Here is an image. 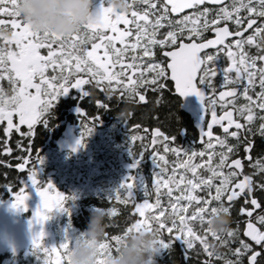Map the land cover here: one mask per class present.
<instances>
[{
    "label": "snow or ice",
    "instance_id": "obj_1",
    "mask_svg": "<svg viewBox=\"0 0 264 264\" xmlns=\"http://www.w3.org/2000/svg\"><path fill=\"white\" fill-rule=\"evenodd\" d=\"M15 4L16 0H7V3L0 0V14L6 13L10 18L7 22L0 19V25H5L0 27V78L7 76L12 86L10 97L4 96V89L0 88V121H6L3 128L5 137L13 129L20 133L21 125L28 127L27 132L21 133L23 136H31L37 122L47 126V114L59 97L66 95L70 89H76L82 97H87L90 92L83 85L93 81L94 87L102 88L108 97L119 88L126 98L138 96L140 101H144L145 96L138 90L150 87L153 91L163 89L167 87L165 81L170 74L178 96L194 94L202 103L204 126L200 137L202 142L204 137L209 138L205 142V150L197 152L164 144L165 152L171 151L177 156L176 167L184 170L178 182L175 169L172 175L164 177L166 169L159 162L166 164L167 161L163 155L153 151L151 157L160 172L155 173L151 190L149 186L144 188L145 199L135 202L133 190L137 185L133 177H129L114 192L115 200L123 204H134L133 210L139 214L140 219L121 235H112L110 240L114 244L105 240L101 245L102 250L110 253L119 247L121 238L129 230L147 228L157 231L161 251L169 249L175 239L185 248L187 257V250H193L194 244L199 241L210 258L204 264H213V257L222 260L223 264H245V259L247 264H264V201L256 195L257 191L264 195V175L259 181H254L252 173L245 174V164L241 157L243 153L255 173L264 174V158L252 162L249 155L254 146L253 137L258 135L264 138V0H140L131 12V20L126 13L113 10L108 0L107 6L105 0H101L97 21L70 37L32 31L15 12ZM184 9L192 11L178 18L171 15L183 13ZM121 22L126 26L123 30L117 27ZM7 24H10V29ZM5 29L10 31V39L3 35ZM103 29H109L115 35H108ZM161 29L165 30L161 32ZM206 32L213 33V37L205 36ZM158 34L160 38H157ZM116 41H119L121 47L116 46ZM89 44L90 48L87 47ZM100 48H104L103 59L97 54ZM251 48H255V53L249 51ZM41 49H46V54H42ZM205 49L215 51L201 54ZM221 53L227 58L223 67L217 63ZM158 55L160 59H157ZM117 65H121L120 69L112 71ZM49 68L52 69V75H46ZM133 73L139 75L133 78ZM218 74L222 77L221 87L224 90L217 92L213 78ZM36 77L39 82H34ZM105 81L107 83L103 84ZM200 86H206L212 95L206 99L207 93ZM28 89H35V92H29ZM217 97L223 102L222 114L219 116L215 109ZM240 97L243 98L242 102ZM95 103L100 108H108L100 100ZM78 111L79 115H83V109ZM209 111L211 121L206 122ZM14 114L16 122L13 120ZM98 119V116L91 117L94 122L92 126L82 124L77 146L83 145L84 138L91 134ZM213 124L219 125L223 135H214ZM129 138L132 154L139 157L132 165L135 168L144 158V153L141 151L137 154L132 149L131 142L139 137L133 135ZM160 140L174 142L176 138L153 129L151 143L156 144ZM4 144H7L6 140ZM3 151L11 153L12 149L5 146ZM181 153L184 158H181ZM197 156L200 157L199 162H193ZM21 159L23 162L15 167L23 170L29 158L25 156ZM36 162L39 165L43 163L39 154ZM199 169H204L207 174H201ZM187 173H191V176ZM38 174L39 169L34 164L28 170L27 181L21 183L29 189H35L39 195L41 203L34 212V221L43 225L53 209L67 213L69 209L63 202L71 197L58 192L56 202L53 203L48 193L54 185L51 182L38 183ZM172 185L180 193L174 199ZM5 186L9 192L12 191L10 184ZM161 189H166V192ZM198 189L206 193L207 199L194 194ZM152 190L155 200L150 203L148 197L152 195ZM162 195L170 198L172 211L167 214L160 204ZM241 196L243 201L239 212L248 217L243 228V236L248 239L240 238L239 225L235 229L231 228L223 237L211 233L208 229L210 217L218 210L229 213L231 202ZM112 198L113 195L108 200ZM27 199L28 193L21 187L13 199L12 207L26 210ZM225 199L229 202L227 205ZM209 200L216 202L211 208L208 207ZM189 205L193 206V210L186 216L183 213ZM153 208L157 211L146 215V210ZM255 209H261V212L253 216ZM106 210L108 216L116 213L114 207ZM164 230L170 234L167 240L162 238ZM209 233L219 245L227 248L226 253L211 250L206 238ZM43 236L41 230L33 239V254L37 259H43L44 264H51L47 257L57 254L55 264H62V259L67 264L69 239L66 238L58 247H45L41 243ZM233 240L236 246L229 247V242ZM58 250H63L62 256ZM196 251L198 253L199 249ZM41 253L45 256L42 257Z\"/></svg>",
    "mask_w": 264,
    "mask_h": 264
},
{
    "label": "flooded vegetation",
    "instance_id": "obj_2",
    "mask_svg": "<svg viewBox=\"0 0 264 264\" xmlns=\"http://www.w3.org/2000/svg\"><path fill=\"white\" fill-rule=\"evenodd\" d=\"M227 2V0H225ZM101 6V0H94L93 7L96 11L100 10ZM105 6H107V0H105ZM146 5H141V7H144ZM135 10V4H133V8H131L126 15L131 20V12ZM192 9H184L183 13H174L171 14L173 17L178 18L180 15L191 12ZM118 28H121L122 30L126 27L121 22L117 25ZM165 29H161L160 31L163 32ZM105 33L108 35H115V33H112L109 29H103ZM205 36L208 38L213 37V33L206 32L204 33ZM159 34H158V37ZM187 42V40H186ZM116 46L121 47L119 41H116ZM87 47H91V45H87ZM157 51H159L157 49ZM209 51H215V50H209ZM250 52L255 53V48L249 49ZM208 52V51H207ZM103 53L104 48L97 49V54L103 59ZM203 54V53H202ZM157 59H160V56H157ZM125 61H127V57L125 58ZM218 65L223 67L227 63V58L224 56L223 53L220 54V59L217 61ZM111 68V65H109ZM121 65H117L115 69H112V71L119 70ZM52 70L51 68H49ZM48 73V72H47ZM133 78H136L139 73H133ZM145 75H148V73H145ZM222 79V77H221ZM219 78V81L221 80ZM103 84H106L107 82H102ZM115 83V82H113ZM167 84V87L160 89L158 91H153L152 88H140L138 91L140 94L145 96L144 101H140L138 96H135L131 99L126 98L124 92L120 90L119 88L113 93L111 97H108L105 95L104 91L100 87H94L95 81H93L91 84H85L83 85L84 89L90 92V95L87 97H82L81 93L76 89H71L70 93L73 91V98L78 99L75 108L70 112L69 116H66L65 118V126L71 125L76 128V136L78 138H81L82 133V124H88L89 126H92L94 122L91 120V117L98 116L99 119L94 125V129L91 132L90 135L86 136L84 138L83 145L80 147L82 156H87L85 152L88 151V148L93 144L92 142H98L99 144H102L106 141V143H109L110 141L114 142L116 139L118 140L120 144V157L119 160L123 166H125V160H124V153L127 145H130V138L133 135H137L139 138L135 141L131 142V145L136 149V153L139 154L141 151L144 153V158L140 160L139 164L134 168L132 165L136 162V160L139 158L136 156L131 160L129 164L130 174H132L133 178L135 179V182L140 185L141 192L139 193L138 199H136L135 202L139 203L145 199L144 197V190L143 185L145 182H150L152 184L153 178L156 172H160V168H157L152 160L151 153L153 151H156L159 155H163L165 157V160L167 163L165 164L163 161H160L162 167L166 169V171L163 173L164 177L167 178L168 176L172 175L173 170L175 169V179L178 182L180 173L184 171L183 169L177 168L176 165L178 163L177 156L172 153L171 151L165 152L164 151V144L168 143L170 147H180L185 150H195L197 152L201 150H205V142L209 139L208 137L203 138V142L201 141L200 133L201 131L198 128L199 119L197 117L192 116L189 114L183 107H184V100L181 96H178L175 93V83L171 80L170 74L165 81ZM204 88L205 92L207 93L206 99L208 96H211V90L207 89L206 86H200ZM220 90H217V92ZM11 93V88H10ZM96 100H100L102 103H106L108 105L107 109H96L95 107H98L95 103ZM118 101L120 105L123 106H134L136 107L135 110L131 111H120V110H111V105H113V102ZM175 101V106L177 107V115L178 119L174 122V115H172V103ZM222 103L217 100V103L215 104V109L217 112V115L219 116L222 114ZM166 105V108L163 109V107ZM193 108L195 110V115L198 117H201L203 115L202 120V127L204 126V109L202 108V103L200 99L195 96L193 102H192ZM152 106L156 108H152ZM146 107V108H145ZM80 109H83V115H79ZM68 118L70 120H68ZM206 122L211 121V113L206 115ZM14 122L17 121V118L14 114L13 116ZM126 122V123H125ZM243 122V121H241ZM258 123V121H256ZM55 133L53 135H50L48 139L43 142V144L37 149L35 152L32 148V142L29 143L30 139L34 138L35 134V126L40 125L39 122H37L32 131L31 136H23L21 133L27 132L28 127L27 125H21L20 126V133H17L15 129L11 130L10 135L5 137L3 133V128L6 126V121H0V170H2V173L0 174V202L1 203H12L13 199L15 198L16 193L20 191L21 187H24V184H22V181H27L28 176V170L33 167L34 164L39 169L38 174V183H48L51 182L54 187L51 191H49V194L52 196L57 195V193H62L61 189H66V185H62L61 183V177L63 174V169L65 167L63 166V161H65L69 156H72V152L70 151H61L59 149V141L62 137L61 132V126H62V120L60 115H57L55 117ZM226 123V121H225ZM175 124V125H174ZM45 126V125H44ZM206 128V124H205ZM153 129H159L160 131L164 132L168 135L175 136L176 140L173 141H158L156 144H152V130ZM212 131L214 135H223V130L219 127L218 124H213ZM7 141V144H4V141ZM253 149L250 150L249 155L252 157V162H254L257 158H264V138L257 136L253 137ZM19 145V146H17ZM143 145V146H142ZM7 146L12 149L11 153H5L3 151V148ZM31 149L29 152L28 149ZM218 150V146H217ZM40 155L43 158V163L39 165L36 162L37 155ZM27 156L29 158L28 163L25 165V168L23 170L18 169L15 167L16 164L22 163L23 160L21 157ZM242 157V163L245 164V167L243 169L245 174H253L254 181H259L261 176L264 174L255 173V170L250 167V162L247 158L244 157V154L241 153ZM181 158L183 157V153H181ZM76 159V158H75ZM74 159V161H75ZM91 159V158H90ZM78 160V159H77ZM81 162L85 161V158H80ZM200 157L197 156L194 158L193 162H199ZM67 169V167H66ZM124 167H123V173L122 176L125 174ZM198 171L201 172V174L206 175L207 173L204 171V169H199ZM83 173H81V180L83 178ZM188 176H191V173H187ZM121 176V178H122ZM242 178V177H241ZM218 183V181H215ZM6 184H10L12 191L9 192ZM87 186V184H86ZM173 186V199L180 195V193L176 190L175 186ZM88 187V186H87ZM25 189V188H24ZM83 190V189H82ZM177 193V194H176ZM197 195L205 196L207 199V195L204 191L198 189L196 191ZM257 198L261 201H264V195H262L259 191L256 193ZM155 193L154 190H152V195L148 197L149 201L151 203L155 200ZM151 197H154L151 199ZM241 197H237L232 203V206L229 211V215L231 216V225L230 227L232 229H235L237 225L236 213L239 212V207H237V200ZM170 200V199H169ZM169 200H166L163 198V195L160 198V204L161 207L166 209L167 212L172 211V209L169 206ZM12 201V202H11ZM167 204V206H163L164 204ZM180 203H183V201H180ZM229 202L225 199V204L227 205ZM215 201L209 200L208 207L211 208L213 205H215ZM33 205V202H32ZM247 206H250L247 205ZM193 210V207H192ZM190 205L188 209L183 213L184 215H189L192 212ZM157 211V210H155ZM207 211V210H206ZM153 212V209L147 210L146 215L151 214ZM261 209H258V211L253 215L255 216L257 213H260ZM31 211L29 210V207L27 206L26 210H19L15 208H11L9 211H5L4 219L0 221L4 227H0V256L4 255L5 253L9 254H15V256L19 255V253L27 254L29 252L30 248L20 249L18 252H11L8 251L5 247L3 242V237H7L10 234V231L13 233V229L16 227V220L18 222H26L30 217ZM245 215V220L248 219L247 215L245 213H241ZM264 214V213H262ZM138 218L139 214L137 213ZM136 219V220H137ZM163 219V218H162ZM245 224V222L243 223ZM235 226V227H234ZM245 226V225H244ZM259 226V225H258ZM4 229H6L4 231ZM2 233V234H1ZM4 234V235H3ZM244 237V236H243ZM245 239V238H244ZM174 241L180 243V241L173 239ZM173 243V242H172ZM181 244V243H180ZM184 250V247H183Z\"/></svg>",
    "mask_w": 264,
    "mask_h": 264
},
{
    "label": "trees",
    "instance_id": "obj_3",
    "mask_svg": "<svg viewBox=\"0 0 264 264\" xmlns=\"http://www.w3.org/2000/svg\"><path fill=\"white\" fill-rule=\"evenodd\" d=\"M5 2L7 3V0H5ZM0 19H3L5 22H7L10 18L7 16L6 13H3L0 14ZM0 27H5V25H0ZM7 28H11L10 24H7ZM12 48L13 50H15V44L12 45ZM40 51L42 54H46V49H41ZM47 72L48 75H52V70L47 69ZM219 78L221 79V76L219 74L213 78V84L216 86L217 90L223 89L221 87L222 79L219 81ZM11 87L12 86L9 83L7 76L0 78V88H3L10 95ZM73 94L74 92L72 91L71 93H69L68 96H61L56 102H54L53 108L50 110V113L47 114V126H44L40 122V125L35 126L34 138L30 139V142H32V148L35 152L43 144V142L48 139L50 135H53L55 133L54 121L57 115H60L61 120L63 122L61 126V132L63 133L66 125L64 122L65 118L66 116H69L70 112L75 108L76 103L78 101V99L73 98ZM239 100L242 102L243 98L240 97ZM172 105V115H174L175 117V122L176 119L179 118L176 111L177 107L175 106V101H173ZM95 108L103 109L100 107ZM110 108L111 110H120L121 112L136 109V107L134 106L120 105V103L115 100ZM153 108L156 107L152 106L151 109ZM161 108L165 109L166 105ZM68 120L70 119L68 118ZM92 143L93 144L90 146V148H88V151L85 152L87 156L84 157L80 155L78 157H71L68 155L67 159L63 161V166L65 167V169H63L60 184L64 186L66 185L67 187L66 189H61L62 193L65 196L71 197V199L65 200L63 202L64 206L67 207L69 211L66 213L62 211H54V209L52 210L53 212L50 214V218L48 219L49 235H45L43 240L41 241V243H43L45 247H53L51 245L52 242L55 243L56 247H58L61 243L65 241L66 238L69 239L78 232L83 231L87 227L90 213L96 207H102L105 209L114 207L116 209V213L113 216L107 217L105 240H107L110 244H114V242L110 240V237L112 235H121L138 218L137 213L133 210L134 204L132 202H129L128 204H123L120 201L115 200L114 192L119 189L122 184L121 176L123 173V165L120 161H118L121 153V147L118 140L116 139L114 142L110 141L109 143H106L105 141L102 144H99L98 142ZM132 149L136 153V149L133 146ZM135 157L136 155H133L131 152L130 145H127L124 153V164H132L130 162ZM80 158H85L86 160L81 162ZM89 169L94 171L93 176H90ZM1 173L2 170H0V174ZM81 173H83L82 180L80 178ZM86 184L88 187L86 186ZM136 185L137 187L133 190L135 201L136 199H138V197H140L139 193L141 192L140 185L137 183ZM147 186H149L151 190L150 182L144 183L142 187L143 190ZM161 191L166 192V189H161ZM111 195H113V198L111 200H108ZM121 195L123 196L122 190ZM154 197H151V199ZM163 198L166 200L170 199L166 195H163ZM242 201L243 198H239L237 200V207L241 206ZM163 206L166 207L167 204L165 203ZM192 207L193 206L190 205L191 210ZM155 212L156 211L152 213ZM236 215L237 223H235V225H239L240 238L244 239L243 228L245 224L243 223L245 222L244 219L246 216L241 214L240 212H237ZM237 226L234 227L237 228ZM169 236L170 234L166 230L162 232L163 239L167 240ZM206 238L209 242L216 243L218 245L217 251L221 253L227 252V248L223 245H219V242L214 240L210 233L207 234ZM228 246L235 247V241H230ZM196 249H199L198 253ZM62 251L63 250H58V254H61V256ZM41 256L44 257L45 254L41 253ZM56 257L57 254H52L50 257L47 258L50 259L51 264H55ZM229 258L231 259L233 257L229 256ZM157 259L158 264H204V261L209 260L210 258L203 251L202 247L199 244V241H196L193 250H187L186 257L185 248L183 250V246L173 240V243L170 248L161 251ZM211 259L213 261V264H223L222 260H217L215 257ZM0 264H44V260L37 259L36 255L33 254L32 245L27 254L19 253V255L15 256L13 254L5 253L4 255H1ZM62 264H64L63 259ZM245 264H247L246 259Z\"/></svg>",
    "mask_w": 264,
    "mask_h": 264
},
{
    "label": "clouds",
    "instance_id": "obj_4",
    "mask_svg": "<svg viewBox=\"0 0 264 264\" xmlns=\"http://www.w3.org/2000/svg\"><path fill=\"white\" fill-rule=\"evenodd\" d=\"M140 0H108L115 11L127 13L133 4ZM94 0H16L14 10L19 18L34 32H47L59 37H70L82 32L89 24L95 23L99 11L93 7ZM3 35L11 38L8 30ZM4 96L10 94L4 90ZM108 212L96 207L90 213L87 227L69 238L66 251L67 264H158L161 253L159 235L155 229H131L121 238L117 249L103 251ZM229 213L218 210L208 221L211 233L221 237L231 229ZM211 250L216 252L218 245L209 242Z\"/></svg>",
    "mask_w": 264,
    "mask_h": 264
},
{
    "label": "rangeland",
    "instance_id": "obj_5",
    "mask_svg": "<svg viewBox=\"0 0 264 264\" xmlns=\"http://www.w3.org/2000/svg\"><path fill=\"white\" fill-rule=\"evenodd\" d=\"M46 75H48L47 70H46ZM34 82H39V78L38 77L34 78ZM70 90L64 96H68L70 93ZM28 91L34 93L35 89H28ZM78 140H79V138H78V136H76V128L71 126V125H67V126H65V129L62 133V137L58 143L59 149L61 151H69V152L71 151L73 157H78V156L82 155V154H80L81 153V149H80L81 146H77ZM74 148H75V150H73ZM130 166L131 165L123 166L124 170H126V171H125V174L121 178L122 183L126 182L129 179V177H133L132 174L127 172L128 170H130ZM89 171H90V176H93L94 171L91 169H89ZM24 188H25V192L28 193V199L26 200L25 203L29 207V210L31 211L30 217L26 222L20 223V221L18 222V220H16V227L13 229V233L10 231L8 238L3 237V242H5L4 247L8 251L15 252V253L18 252L20 249L26 250L27 248H31V246L33 245L34 237L41 230H43L44 236L49 235L48 220H46L43 223V225L35 223V221H34V212L36 211V209L39 207V205L41 203L39 195L37 194L35 189H29L25 185H24ZM85 190H86V188H85ZM48 196L51 198L53 203L56 202L55 196H52L49 193H48ZM32 202H33V205H32ZM11 208H12V203H6L5 204V203L0 202V221L2 219H4L5 211H9ZM155 210H157V209L153 208V212ZM0 227H4V225H2L0 223ZM5 230L6 229H4V231ZM44 236H43V238H44ZM51 245L55 246V243L52 242ZM13 255H15V254H13Z\"/></svg>",
    "mask_w": 264,
    "mask_h": 264
},
{
    "label": "water",
    "instance_id": "obj_6",
    "mask_svg": "<svg viewBox=\"0 0 264 264\" xmlns=\"http://www.w3.org/2000/svg\"><path fill=\"white\" fill-rule=\"evenodd\" d=\"M214 35V34H213ZM209 50H214V49H205V50H202V53L203 52H207ZM201 53V54H202ZM221 90H224V89H221ZM220 90V91H221ZM178 95V94H177ZM196 95L192 94V95H188L187 97H182V99L184 100V109L189 113L191 114L192 116L194 117H197L199 119V123H198V128L199 130L201 131L202 129V120H203V115L201 117H198L195 115V110L193 108V105H192V102L194 100ZM225 99H228L227 97ZM217 100L219 101L218 97H217ZM221 102V101H220ZM203 108V107H202ZM142 202V201H141ZM150 202V201H149ZM151 203V202H150ZM147 211V210H146ZM258 211V209H255L254 212H253V215ZM246 240L248 239L247 237H244ZM1 250V249H0Z\"/></svg>",
    "mask_w": 264,
    "mask_h": 264
}]
</instances>
